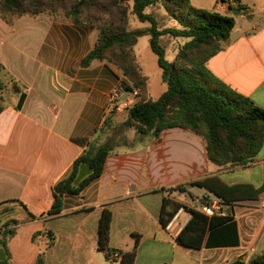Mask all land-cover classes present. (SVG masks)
Returning <instances> with one entry per match:
<instances>
[{"label": "crops", "instance_id": "0c3cea01", "mask_svg": "<svg viewBox=\"0 0 264 264\" xmlns=\"http://www.w3.org/2000/svg\"><path fill=\"white\" fill-rule=\"evenodd\" d=\"M190 1L234 19L229 42L207 62V70L264 108V0ZM97 40V30L87 25L45 14L6 23L0 14V65L25 94L19 108V97L8 94L0 113V228L18 222L9 264H38L39 258L43 264H120L98 249L105 208L113 218L110 247L118 253L136 248L134 264H231L262 254L264 147L245 166L218 167L209 162L203 137L181 128L157 138L132 130L126 137L135 142L114 143L125 116L109 115L106 107L112 89L125 82L102 61L82 67ZM90 143L115 147L102 175L79 195L65 196L60 214L48 215L55 185ZM195 182L206 185L199 187L202 198L192 191ZM179 186L184 193L162 192ZM204 196L236 221L238 247L181 246L177 237L191 218L184 209L171 228L160 224L164 198L203 212Z\"/></svg>", "mask_w": 264, "mask_h": 264}, {"label": "trees", "instance_id": "16d2710c", "mask_svg": "<svg viewBox=\"0 0 264 264\" xmlns=\"http://www.w3.org/2000/svg\"><path fill=\"white\" fill-rule=\"evenodd\" d=\"M75 0L69 6L64 0H0V14L6 23L22 16L48 13L54 21H70L75 25L96 28L99 36L93 49L82 60L84 68L95 60L116 68L128 92H137L132 106L125 112L124 125L139 135L157 138L167 129L181 128L201 137L206 143L210 163L218 167L245 166L252 162L264 147V108L249 98L227 88L207 70V62L229 42L235 27L233 18L217 12L198 9L190 0ZM131 2V13L146 26L132 29L123 3ZM98 8L96 12L93 10ZM62 10L65 17L57 16ZM115 11V13H114ZM148 36L151 51L156 55L167 90L152 100L148 78L143 74L135 55V46L141 37ZM175 53L168 59V53ZM18 96V108L25 100L18 82L0 65V113L6 96ZM113 146L89 144L74 162L68 173L54 187V202L48 215L63 210L65 196L79 195L91 182L98 179ZM84 164L92 174L75 184L80 166ZM206 187L204 182L191 184ZM179 191L183 186L163 189ZM224 202L226 199L215 191ZM204 205L209 204L203 198ZM186 210L191 218L177 237L178 243L189 249L234 248L240 245L239 231L232 216L209 217L164 198L160 224L168 227L179 210ZM112 212L105 208L99 222L98 249L108 261L118 251L110 247ZM18 222L10 220L0 228V249L7 255L0 264H9V242L16 235ZM48 234H52L49 231ZM53 240V238H52ZM120 264H134L136 248L119 252ZM38 264H43L41 258ZM231 264H264V251L249 261L236 260Z\"/></svg>", "mask_w": 264, "mask_h": 264}, {"label": "rangeland", "instance_id": "374dc122", "mask_svg": "<svg viewBox=\"0 0 264 264\" xmlns=\"http://www.w3.org/2000/svg\"><path fill=\"white\" fill-rule=\"evenodd\" d=\"M74 1L75 0H64V2H66L69 6L73 5ZM98 1L101 2V4L107 2L106 0H98ZM123 6L126 7V9H127L130 28L135 29V28H140V27L146 26L145 24L140 23L136 19V17L134 15H132V13H131V2H125V3H123ZM97 10H98V8L93 10V13L96 12ZM114 13H115V11H114ZM43 14L50 16V14H48V13H43ZM56 14H57V16L65 17L64 12L62 10L58 11ZM92 28H94V27H92ZM94 29H96V28H94ZM97 32H98V36H99V31L97 30ZM29 38H31V37H29ZM23 41H24L23 39H22V41L20 40V42H23ZM134 50H135V53L137 55V61L139 63V66H140L142 72L148 78V89H149L150 98L152 100H157L167 90V86L163 82L162 70L160 69V67L158 65L157 57L151 51L150 44H149V37L148 36L141 37L138 40V43L135 46ZM174 56H175V53H173V52L168 53V59L170 61H172L174 59ZM123 116H126V114L124 113ZM132 130L133 129L127 128L125 125L123 126V124H122L121 129H119L118 132L116 133L114 143H116V142L122 143V141H124V140H125L126 144H128V143L132 144L133 142H135L136 137L134 139H132V138L128 139L126 137V134L130 133ZM192 191L196 196H199L200 198H202L203 190H201L199 187L192 189ZM185 198L189 201L191 200L188 195ZM199 206L200 205H198V207ZM149 227H151V226H149Z\"/></svg>", "mask_w": 264, "mask_h": 264}, {"label": "built area", "instance_id": "2783aa9c", "mask_svg": "<svg viewBox=\"0 0 264 264\" xmlns=\"http://www.w3.org/2000/svg\"><path fill=\"white\" fill-rule=\"evenodd\" d=\"M124 92H128L125 89V86L115 87L110 92L108 105L106 107V112L109 115H113V114L122 115V114H124L132 106V104L135 102V100L137 99L138 93L136 91L133 93L129 92L130 96H128L125 99H121V95ZM204 198H206V196H204ZM262 205L264 206V202L262 203ZM203 213L209 217H212L215 215L216 216H224V213H223L222 208H221V204L218 201H212V202H209V204L204 205ZM169 228H171V225H169L167 227V229H169ZM121 258H122V256L119 253H115L112 256L113 260H120Z\"/></svg>", "mask_w": 264, "mask_h": 264}, {"label": "water", "instance_id": "95a60500", "mask_svg": "<svg viewBox=\"0 0 264 264\" xmlns=\"http://www.w3.org/2000/svg\"><path fill=\"white\" fill-rule=\"evenodd\" d=\"M91 174H92V170L88 166L82 164L79 168L78 175L75 179V184H80L84 179L89 177ZM6 258H7L6 252L4 251V249H0V262L5 261Z\"/></svg>", "mask_w": 264, "mask_h": 264}]
</instances>
